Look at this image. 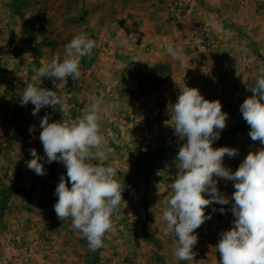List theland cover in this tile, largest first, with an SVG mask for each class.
Segmentation results:
<instances>
[{
    "label": "crops",
    "instance_id": "obj_1",
    "mask_svg": "<svg viewBox=\"0 0 264 264\" xmlns=\"http://www.w3.org/2000/svg\"><path fill=\"white\" fill-rule=\"evenodd\" d=\"M10 1L0 0V23L16 35L22 58L28 59L21 32L2 21L7 18L3 4ZM181 1L184 3V13L180 21L167 14L164 0L48 1V4L56 2L63 5L65 13L62 17H56V21L62 19L65 22L61 31L63 36L69 38L68 43L81 33L95 41L92 55L81 58L79 80L74 83L68 81L66 86L56 85L59 81L54 83L53 79L50 80L55 84L51 89L63 98L67 108L57 106L54 110L49 107V122L76 118L82 115L90 96L102 97L104 104L99 125L110 151L106 159L89 162L122 166L118 170L123 174V179L138 183L152 181V185L157 181L164 186L156 191L149 182L142 188L127 190L126 206L124 203L119 205L110 236L103 239V247L93 254L97 264H219L220 254L216 252L215 245L219 233L232 226L234 217L230 211L231 204H213L205 208V215H211V219L195 230L198 242L193 248L196 253L193 261L178 260L173 254V237L163 232L162 209L176 173V168H172L175 156L167 154L170 152L167 147L172 145L179 148L181 142L174 135L173 128L167 132L165 124L161 125L159 113L167 97L170 95L172 98L173 93L178 92L173 90L176 85L185 83L196 73L192 83L197 84L196 88L200 89L205 99L234 102L222 107V111L228 114L226 127L212 144L214 149L227 146L239 150V155L234 158L224 157L225 167L235 171L249 151L264 147L250 139V126L239 110L243 100L251 96L247 86H254L260 70L264 68V61L247 59L245 55H239L241 51H234L228 30L222 24L225 5L230 0ZM231 1L245 5L242 0ZM251 17L244 14V22L248 23ZM195 24L212 29L217 41L214 49L204 50L196 43L191 32ZM247 39L245 37L243 42L247 43ZM4 40L0 38V194L2 185L7 182L21 184L26 169L24 165L32 158L30 149L34 148L37 154L39 151V145L33 142L26 146L20 142L6 141L8 119L12 115L23 118L25 122L22 125L34 127L33 132L38 133L39 116L45 115L33 116L34 105L31 102L20 111L14 102H10L12 97L6 91L8 87L16 88L13 101L21 104L25 87L22 78L28 76L35 86L40 84V78L27 73L22 58L20 62H14L7 55L3 48ZM167 40L173 41L182 50L181 54L185 57L183 62L173 60L166 52L162 45ZM196 75L200 77L196 78ZM207 82L213 85L200 88L201 84ZM217 82H220V90L222 87L228 91L220 93L219 89H213ZM71 103L75 106L73 110L68 109ZM151 122L154 125H150ZM8 149L11 150V157L8 156ZM23 159L26 160L25 164ZM215 179L218 189L231 197L235 191L233 182ZM204 195L208 198L207 194ZM221 207L225 208L223 214L219 211ZM134 215L141 220L133 222Z\"/></svg>",
    "mask_w": 264,
    "mask_h": 264
},
{
    "label": "clouds",
    "instance_id": "obj_2",
    "mask_svg": "<svg viewBox=\"0 0 264 264\" xmlns=\"http://www.w3.org/2000/svg\"><path fill=\"white\" fill-rule=\"evenodd\" d=\"M162 46L173 60L185 59L173 41L167 40ZM94 47L95 41L87 34L75 35L64 46L63 59L54 55L33 71L40 81L54 78V83L59 81L56 85L66 86L69 78L79 80L81 58L90 57ZM260 73L254 86L247 87L252 94L239 110L250 126V139L264 146V68ZM183 85L176 102L166 104L174 135L181 143L174 160L171 192L162 209L164 235L173 237V254L178 260L193 261L198 242L195 230L211 219L205 215V208L231 204L232 226L219 233L215 245L219 264H264V147L249 151L235 171L225 167L224 157L234 158L239 150L227 146L214 149L212 144L226 127L228 114L222 111L219 100L205 99L197 88ZM20 102L34 105L33 116L43 107L67 108L57 92L31 83H26ZM103 104L102 97L92 95L82 115L71 121L49 122L48 114L41 117L39 140L46 159L32 148V158L27 162L28 169L40 176L46 174L43 163L64 165L67 181L65 175L60 176L53 208L59 220L71 218L72 226L87 240L92 252L103 247V237L111 231L112 216L120 210L119 205L126 206L122 200L124 184L115 178L116 169L89 162L106 159L110 151L99 125ZM33 131L30 127L29 132ZM214 177L233 182L231 197L218 189ZM219 211L223 214L225 208Z\"/></svg>",
    "mask_w": 264,
    "mask_h": 264
},
{
    "label": "rangeland",
    "instance_id": "obj_3",
    "mask_svg": "<svg viewBox=\"0 0 264 264\" xmlns=\"http://www.w3.org/2000/svg\"><path fill=\"white\" fill-rule=\"evenodd\" d=\"M48 1L11 0L10 3L3 4L7 18L2 19V21L21 32V39L25 45L24 53L29 56L28 59L23 57L22 61H25L27 73L35 77L36 74L33 69L38 70L42 66V61L46 62L54 55H59L61 59L64 58V46L69 41V38L63 36L61 31L65 26V22L62 19L56 21V17H62L65 13L63 5L55 4L56 2L48 4ZM242 1L245 5H239V2L231 0L225 5L226 12L222 24L228 30L229 39L234 45L235 52L241 51L239 55H245L247 59L256 58L264 61V0L261 3L254 0ZM244 14L247 17L252 15L248 23L244 22ZM245 37L249 38L247 39L248 41H245L247 43L243 42ZM236 67L238 68L239 64ZM195 74L186 82H194ZM197 77H200V75H196ZM50 80L52 78H43L40 81L41 84L36 86L52 90L51 87H55V84L50 82ZM217 83L219 86L214 84L213 89L220 90V82ZM208 85L211 86L213 84L207 82L201 84L200 88L208 87ZM183 86V83L176 85L173 90L178 92L176 94L173 93L172 98L169 95L167 101L160 106V113H165V115L159 113L161 125L165 124L167 132H171L172 121L167 112L166 104L176 102L180 88ZM192 87L196 88L197 84H193ZM15 89L14 86H10L6 91L11 94L12 99L10 102H14L20 111L24 109L25 105L19 104L15 100L13 101ZM224 91L226 92L228 89L225 90L221 87L220 93ZM220 103L222 107H227L234 102L228 100ZM38 115H41V112ZM40 118L41 116H39V120ZM156 118L159 119L158 117ZM24 122L25 119L14 115L8 119L5 134L6 141L8 143L11 141L20 142L26 146H30L31 142L36 143L39 145L38 155L46 159L43 145L39 140V134L42 129L40 128L38 133H30L29 128L22 125ZM150 125H154V122H151ZM111 128L114 127L111 126ZM167 148L170 151L167 152L166 150L167 154L171 153L176 156L178 148L172 145H168ZM7 153L11 157V150L8 149ZM25 161L24 164L26 163ZM41 162L43 163V160ZM103 165L111 164L105 163ZM111 166L116 169L117 175L115 178L124 184V190L122 191L123 201L126 199L125 195L129 188L138 187L139 189L142 188V185H147L150 182L147 183L144 180L138 183L123 179V174L118 170V168L123 167L118 165ZM24 167L26 169L22 175L21 184L7 182L1 187L0 264H97L94 261V252L89 250L87 240L81 238L79 231L72 226L71 218L61 221L57 218L54 211L53 205L58 199L54 195V191L59 183L60 176L65 175L67 181L64 165L60 162L43 163V167L46 170V174L43 176L36 175L33 170L28 169L27 165H24ZM172 168L174 169V166ZM150 185L156 191L164 187L163 183H158L157 181L153 185L151 181ZM67 186L70 187V183ZM122 219L125 220V218ZM115 220L116 212L112 216V223ZM140 220L135 217L132 221ZM107 235L110 236V231L105 233L103 239Z\"/></svg>",
    "mask_w": 264,
    "mask_h": 264
},
{
    "label": "built area",
    "instance_id": "obj_4",
    "mask_svg": "<svg viewBox=\"0 0 264 264\" xmlns=\"http://www.w3.org/2000/svg\"><path fill=\"white\" fill-rule=\"evenodd\" d=\"M164 5L167 13L175 20L180 21L183 17L184 13V3L181 0H164ZM192 36L194 40L201 46L204 50H211L216 47L217 41L212 32V29L209 26L203 24H195L191 28ZM0 38H4L3 48L7 55L14 61L20 62L22 58L20 45L18 43L16 35L11 31L9 27L0 23ZM19 46V47H18ZM203 65V64H202ZM54 80V78H52ZM70 82L74 83L71 78ZM26 83H31V80L28 76L22 78V84L26 86ZM187 86L192 87V83L186 82ZM74 104H68V109L73 110ZM49 107H43L40 109L42 114H49ZM161 115H165L164 112L160 113ZM75 118H69L68 121H71Z\"/></svg>",
    "mask_w": 264,
    "mask_h": 264
},
{
    "label": "trees",
    "instance_id": "obj_5",
    "mask_svg": "<svg viewBox=\"0 0 264 264\" xmlns=\"http://www.w3.org/2000/svg\"><path fill=\"white\" fill-rule=\"evenodd\" d=\"M95 252H98V250H97V251H95Z\"/></svg>",
    "mask_w": 264,
    "mask_h": 264
}]
</instances>
